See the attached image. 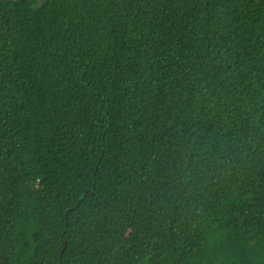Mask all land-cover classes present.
Instances as JSON below:
<instances>
[{"label": "trees", "instance_id": "1", "mask_svg": "<svg viewBox=\"0 0 264 264\" xmlns=\"http://www.w3.org/2000/svg\"><path fill=\"white\" fill-rule=\"evenodd\" d=\"M0 264H264V0H0Z\"/></svg>", "mask_w": 264, "mask_h": 264}]
</instances>
